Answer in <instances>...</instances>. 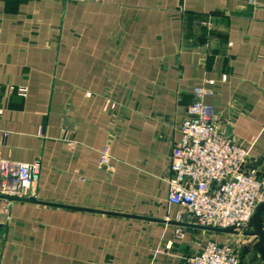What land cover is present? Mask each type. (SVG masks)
<instances>
[{"label":"crops","instance_id":"obj_1","mask_svg":"<svg viewBox=\"0 0 264 264\" xmlns=\"http://www.w3.org/2000/svg\"><path fill=\"white\" fill-rule=\"evenodd\" d=\"M254 2L0 0V158L41 163L36 202L0 211V264H187L207 240L235 243L168 204L167 181L195 88L264 177Z\"/></svg>","mask_w":264,"mask_h":264},{"label":"built area","instance_id":"obj_2","mask_svg":"<svg viewBox=\"0 0 264 264\" xmlns=\"http://www.w3.org/2000/svg\"><path fill=\"white\" fill-rule=\"evenodd\" d=\"M205 92L203 88H195V100L187 106L178 126L180 139L169 156L167 202L187 210L197 225L233 228L241 235L251 229L252 216L264 202V177L256 168H246L251 147L225 136L226 123L219 111L203 102ZM17 93L24 96L26 89L18 88ZM69 145L74 148L75 142L69 141ZM99 162L105 169H111V156L106 149L100 151ZM40 170L38 160L0 158V211H5L12 202L6 196H31ZM183 236L184 230L177 228L175 237ZM170 245L168 241L166 246ZM186 261L239 264L240 255L232 243L207 240Z\"/></svg>","mask_w":264,"mask_h":264},{"label":"rangeland","instance_id":"obj_3","mask_svg":"<svg viewBox=\"0 0 264 264\" xmlns=\"http://www.w3.org/2000/svg\"><path fill=\"white\" fill-rule=\"evenodd\" d=\"M264 214V213H262ZM262 215L260 216V220H259V223L262 227V229H264V221H262L261 219ZM248 236V237H247ZM245 238V239H244ZM243 240H247L246 242L247 243H243L244 241ZM233 242L235 243H232V244H237L238 246V251L239 252H242L243 250H241V246L243 247H246V246H250V250L252 249H255L256 252H253L251 251L250 255H247L243 261H242V258L243 255H242V258H241V261H242V264H264V243H262L253 233H252V229H248L247 231H245L244 234H241L239 237H234L233 239ZM244 244V245H243ZM243 247V248H244ZM259 253V256L258 254ZM252 254V255H251Z\"/></svg>","mask_w":264,"mask_h":264},{"label":"water","instance_id":"obj_4","mask_svg":"<svg viewBox=\"0 0 264 264\" xmlns=\"http://www.w3.org/2000/svg\"><path fill=\"white\" fill-rule=\"evenodd\" d=\"M225 136L229 139H232V130L230 126H226L225 129ZM5 198L11 200V201H27V202H36L35 198L33 197H16V196H6ZM95 211V210H93ZM264 213V202H261L254 215L252 216L250 227L252 229V233L262 242L264 243V229H262L259 220L260 216ZM211 231L214 232H221V233H230V234H236L237 232L233 228H216V227H205Z\"/></svg>","mask_w":264,"mask_h":264}]
</instances>
